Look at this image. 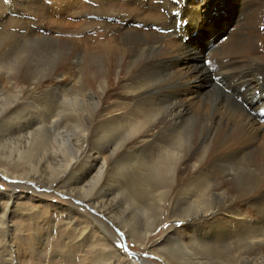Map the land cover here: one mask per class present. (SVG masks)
Here are the masks:
<instances>
[{
  "label": "bare ground",
  "instance_id": "6f19581e",
  "mask_svg": "<svg viewBox=\"0 0 264 264\" xmlns=\"http://www.w3.org/2000/svg\"><path fill=\"white\" fill-rule=\"evenodd\" d=\"M23 2L20 9L28 7L36 17L18 21L29 37L44 27L46 10L34 8L39 0ZM213 2L82 0L79 24L96 27L100 44L88 52L91 55L82 56V62L74 63L77 57L70 54L38 81L32 78L30 66L19 63L16 70L21 73L10 84L20 95L14 112L25 106L27 117L35 119L10 131L7 139L29 145L35 136L46 141L34 129L57 127L61 104L92 103L88 128L79 123V134L86 141L81 158L75 165L72 158L63 159L64 171L50 174L65 179L68 193L82 187L96 171L99 191L91 196L87 188V196L94 200L85 199L109 212L118 190L103 189L101 179L114 173L120 176L118 182L126 180L132 200L142 196L139 187L146 184L157 201L146 213L150 235L162 223L164 207L170 209L172 231L162 241L171 242L173 256L168 251L156 254L168 264L213 260L264 264V0H221L216 11L223 10L228 18L230 12L232 17L223 20L219 41L225 40L209 46L208 38L216 30L203 36L198 24H206L205 14ZM45 33L53 42H64L56 33ZM83 70L91 78L87 80ZM204 83L211 89H204ZM44 108L50 114L33 116L42 109L46 113ZM91 139L102 145L90 147ZM59 149L66 157L64 146ZM85 163L90 167L75 176ZM53 178L48 182L51 188H55ZM9 199L11 207L14 198ZM147 205V199H141L133 211ZM34 212L32 217L38 214ZM73 213L84 226L70 235L75 245L80 247L98 233L106 250L107 227L86 213ZM180 221L186 223L178 230L175 224ZM106 256L107 263L114 264Z\"/></svg>",
  "mask_w": 264,
  "mask_h": 264
},
{
  "label": "rangeland",
  "instance_id": "374dc122",
  "mask_svg": "<svg viewBox=\"0 0 264 264\" xmlns=\"http://www.w3.org/2000/svg\"><path fill=\"white\" fill-rule=\"evenodd\" d=\"M15 1L0 0V264H108L106 255L115 260L114 264H168L162 255L156 254L160 251H168L169 255L173 256L171 242L162 241L172 231L173 221L170 220V209L164 207L159 216V218L162 217V223L150 235V219L148 220L146 213L151 208L150 204L156 206L157 201L153 193L148 194L150 188L146 184L139 187L142 190V196L132 200L126 188L130 185L126 183V180L118 182L120 176L114 173L106 180L101 179L103 189L118 190L110 204V211L105 212L85 199L94 200L87 196V188H90L91 196L99 191L96 171H93L82 187L71 194L66 191L65 179L53 178L55 175L50 176L51 173L58 175L64 171L61 166L63 159L72 158V164L75 165L81 158L80 151L82 146H86V141L83 134H79V123L87 125L88 128L87 115L89 111H92V103L87 107L79 104L74 107L67 103L63 105L64 108L60 103L62 115L56 117L58 124H55L58 126L53 128L46 125L47 128H44L42 132L38 128L34 129L41 133L37 132L38 134L44 135L46 141L43 140L44 137L39 139V136H35L31 138L32 143L29 145L13 138L7 139L10 131L12 133L15 128L23 129L28 125L27 122L35 119L27 117L25 106L14 112L18 102L17 97L20 95L19 91H13L11 85L14 83L13 76L21 73V70H16L19 63L21 65L23 62L25 66H30L32 78L38 81L43 78L42 76L53 72L70 54L77 57L73 61L75 63L81 61L89 54L88 52L92 53L96 44L97 46L100 44L96 27L91 24L85 26L79 24L81 21L77 14L82 0L80 2L79 0H39L40 5L34 8L46 10L45 24L42 29L39 28L40 31L29 37L24 35L28 30L25 31L23 22L18 21L30 22L36 20V17L31 16L32 12L27 10L28 7L25 8L26 10L20 9L25 5L23 2L25 0ZM220 1L214 0L212 4L216 5L207 9L206 24L202 25V22L198 24L202 27L201 35L204 33L203 36L207 34V31L211 33L216 30L215 36L210 34L208 38L209 46L219 41V36L226 24L223 20L225 17L228 18V14L223 10L216 11L220 7ZM78 2L79 5H77ZM13 9L15 12L12 11ZM228 13L231 18V13ZM236 14L238 15V12ZM45 30L52 34L56 33L64 42H53V39L45 36ZM22 35L26 37L23 38ZM223 40L225 39H221ZM76 70L78 72L80 68ZM87 73L83 70V76L88 80L91 76ZM210 73L212 76L216 74L213 70ZM159 78L154 79L159 81ZM208 86L204 83V89H211ZM64 109L65 112H63ZM44 110L46 113L42 109L40 114L37 112L33 116H47L48 108ZM194 123L195 121L191 122V126ZM13 136L16 135L13 134ZM92 140H89L90 147L92 145L97 148L102 145ZM60 145L64 146L67 158L61 154ZM82 167L83 169L79 170ZM82 167L78 169L75 176L82 175L90 165L85 163ZM33 170L39 171L38 174L34 175ZM4 171L12 176L4 174ZM30 175L34 176L31 178ZM51 178L55 180V188L49 187L48 182ZM134 189L131 190L132 195ZM10 197L14 198V204L11 207ZM144 198L147 199L148 205L133 211V206H137L138 201ZM73 210L86 213L93 220H98L107 227L108 231L104 235L109 241L106 243L108 246L106 250H102L103 236L98 233L93 234L80 247L75 245L77 242L70 235L84 226L81 223L82 219L73 213ZM31 211L38 214L32 217ZM4 213H7L6 218ZM185 223L180 221L175 224V227L177 225L178 230L183 229L182 226ZM27 229L28 232H25ZM25 235L31 236L26 239ZM179 235L184 236L183 231H180ZM146 236L149 238L146 239ZM220 262V260H213L207 261L206 264H220ZM184 264H188L187 261Z\"/></svg>",
  "mask_w": 264,
  "mask_h": 264
},
{
  "label": "snow or ice",
  "instance_id": "6c2138e0",
  "mask_svg": "<svg viewBox=\"0 0 264 264\" xmlns=\"http://www.w3.org/2000/svg\"><path fill=\"white\" fill-rule=\"evenodd\" d=\"M165 227H167V225H165Z\"/></svg>",
  "mask_w": 264,
  "mask_h": 264
}]
</instances>
